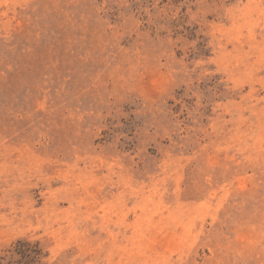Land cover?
I'll use <instances>...</instances> for the list:
<instances>
[{"label":"rangeland","instance_id":"374dc122","mask_svg":"<svg viewBox=\"0 0 264 264\" xmlns=\"http://www.w3.org/2000/svg\"><path fill=\"white\" fill-rule=\"evenodd\" d=\"M0 264H264V0H0Z\"/></svg>","mask_w":264,"mask_h":264}]
</instances>
